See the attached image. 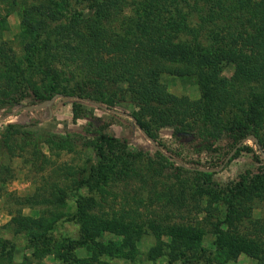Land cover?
<instances>
[{
  "label": "trees",
  "instance_id": "trees-1",
  "mask_svg": "<svg viewBox=\"0 0 264 264\" xmlns=\"http://www.w3.org/2000/svg\"><path fill=\"white\" fill-rule=\"evenodd\" d=\"M6 1L18 7V35L23 48L34 52L31 74L38 77L39 84L15 72L10 47L0 41V79L4 82L0 86V108L5 113H19L22 106L15 107L16 97L10 90L16 89L20 80L30 94V104L43 100L50 103L54 95L71 98L72 105L95 103L100 109L130 104L133 109L128 117L132 124L158 149H154V159H146L143 171L133 164V158H128L122 168L113 170L114 179L144 182L146 178L157 201L160 194L165 196L164 203L158 202L162 217L159 210L151 209L152 197L144 203L140 196L133 197V206L116 209L105 219L90 214L83 203L93 200L83 198L72 200L77 215L64 211L54 217L43 212L31 217L15 211L7 222L13 232H24L31 243L45 244L60 218L80 220L79 239L74 243L62 239L66 248L58 256L62 262L72 257L69 251L79 244L91 245L95 258L116 257L123 250H134V241L142 232L140 225L145 224L155 231V243L145 253L146 258L153 261L165 256L176 262L201 257L200 240L208 226L216 237H223L216 245L224 260H234L241 252L255 257L260 245L254 235L261 226L252 219L251 211L255 200L264 197V167L243 171L219 196L213 191L214 171L196 169L207 167L191 166L166 154L156 131L169 127L173 135L224 139L230 142L231 149L251 135L256 140L254 147L249 148L244 140L226 163L239 151L252 152L254 159L264 162L259 156L264 152V0H86L80 7L70 5V0H0V4ZM126 5L134 7V13L121 14ZM4 20L0 17V29L4 28ZM226 64L233 65L228 76L222 74ZM162 73L195 77L200 98L193 101L169 93L159 81ZM16 76L20 79L16 80ZM230 111L237 118L225 121L223 115ZM72 115L77 118L82 114L73 107ZM39 121L38 117H28L15 126L36 125ZM18 131L16 127L12 130ZM30 137L26 138L33 162L45 167L49 161ZM9 139L0 140L1 145L7 146ZM122 142L103 134L86 140L84 146L90 156L82 167L64 173L70 177L67 188L71 194L66 196L59 183H51L47 187L52 188L49 197L35 193L23 198V204L60 206L65 197L90 187V179L97 185L96 174L110 160L112 148H120ZM120 151L128 156L123 149ZM166 164L174 165L177 174H172L164 194L157 190L156 182ZM101 178L106 183L105 174ZM52 192H58L57 200L51 198ZM219 202L224 205L221 219ZM191 212L195 218L183 219ZM223 224L227 230L221 228ZM247 225L251 230L244 234L242 229ZM104 231L115 239L100 238Z\"/></svg>",
  "mask_w": 264,
  "mask_h": 264
},
{
  "label": "rangeland",
  "instance_id": "rangeland-1",
  "mask_svg": "<svg viewBox=\"0 0 264 264\" xmlns=\"http://www.w3.org/2000/svg\"><path fill=\"white\" fill-rule=\"evenodd\" d=\"M86 0H70L72 6H83ZM17 5L10 1L0 4V17L4 18L5 25L0 29V41H4L10 47L14 64L18 71L22 72L24 77L30 78L36 83L38 77L32 75L33 69V51L23 48V42L18 35L20 31L19 16ZM134 13V7L126 5L121 14L130 15ZM233 70L232 64H226L222 67V74L228 76ZM11 74V73H10ZM16 80L20 79L15 77ZM160 83L165 89L173 95H184L189 100H198L200 98V89L193 76H174L162 73L159 76ZM0 79V86L3 85ZM39 84V83H37ZM25 82L20 80L16 89L10 90L11 95L16 97V108L19 113H5L0 108V140L10 138L7 146L0 143V264H264V197L256 199L251 211L252 219L257 220L261 226L254 238L260 245V250L255 257L248 256L244 252L239 253L234 260L226 261L222 255H218L219 245L223 240L222 236L216 237L210 232L208 226L204 227V234L201 237L200 244L203 248L201 257L191 260L169 261L167 257L160 256L153 261L146 258L145 253L149 247L155 243V231L147 228L145 224L140 225V237L134 241V250H123L116 257L93 256L91 245L79 244L69 252L72 257L69 260L60 261L59 254H63L66 248L63 246V238L70 239L72 243L79 239L80 227L82 222L72 218L70 220L60 218L55 223V228L47 235L45 244L31 243L28 241L24 232L15 233L7 224L10 213L20 211L23 215L37 217L39 213L44 215H60L67 211L75 214V204L72 200L92 199L88 204L84 201L83 206L90 214L96 217L108 218L114 210L121 207L129 208L133 206V197L140 196L142 201H151V209L159 210L158 206L165 200V196H158L157 201L151 193V182L144 178V182L138 179L118 180L114 179L113 170H117L126 164L128 158H133L134 165H137L143 171L146 159H154V148L132 124L128 115L133 107L130 104H116L112 109L97 108L96 104L78 103L72 105L73 100L65 96H56L51 99L49 105L33 109L30 106L41 104H30V94L24 88ZM40 86V85H37ZM48 107V109H47ZM76 107L81 112V117H73L72 109ZM15 110V108H14ZM28 117H38L39 123L36 125H25L23 127L15 126L16 123L25 121ZM235 112H228L223 115L225 121L236 119ZM14 127H8L9 125ZM18 129V133L12 130ZM157 139L163 144L164 152L169 156L182 159L191 166H200L207 168H217L224 157L230 151V142L222 139L220 141L204 140L192 134H171V128L160 127L157 129ZM113 135L115 138L122 140L123 146L112 148L110 160L106 163L105 168H101L97 178V185L90 179L91 186L78 191L73 197H65V201L60 206L53 204H23V198L33 194H41L49 197L51 189L47 187L53 183L60 184V188L70 195L67 186L70 184V177L64 175L65 170H77L82 167L83 161L90 156V150L84 146L85 141L95 138L98 135ZM34 139L39 145L40 151L49 161L45 167L40 168L38 162L30 155L31 147H28L29 141L26 137ZM105 141V138L102 139ZM256 141V140H255ZM39 142V144H38ZM245 143L249 148H253V140L246 139ZM109 145V142H108ZM30 146V145H29ZM120 149H123V156ZM259 156L264 159L261 154ZM176 159V160H177ZM178 161V160H177ZM176 165V164H175ZM264 167L263 161H258L252 157V152L239 151L229 163H225L223 168L214 171L212 176L213 191L222 196L225 186L236 180L237 176L245 170H257ZM112 169V170H108ZM108 178L103 183L101 176ZM174 171V165L166 164L161 169L158 181L156 182L157 190L167 193L165 186L171 180ZM184 175V173L182 174ZM183 177V176H182ZM96 180V178L94 179ZM175 183V181H173ZM103 184V186H102ZM175 186H179L175 185ZM59 194L52 192V199L57 200ZM160 200H162L160 202ZM83 202V201H82ZM160 202V203H158ZM202 204V203H201ZM218 210L221 211L219 219L223 217L224 205L217 203ZM166 210V204H165ZM145 211V210H144ZM159 215L164 216L162 209ZM147 214V211H145ZM195 213L183 215V219L191 220L195 218ZM201 217L202 214H198ZM223 230L226 226L221 225ZM231 230V226L229 227ZM251 227L247 225L242 232H250ZM102 239L114 238L111 233L104 231L99 235ZM252 237L251 235L247 236ZM117 238V237H116ZM164 241L166 237H162ZM118 241L120 238H117ZM133 245V244H132ZM224 261V262H222Z\"/></svg>",
  "mask_w": 264,
  "mask_h": 264
},
{
  "label": "water",
  "instance_id": "water-1",
  "mask_svg": "<svg viewBox=\"0 0 264 264\" xmlns=\"http://www.w3.org/2000/svg\"><path fill=\"white\" fill-rule=\"evenodd\" d=\"M56 97V95L52 96V98ZM51 98V99H52ZM50 99V100H51ZM51 102V101H50ZM46 104H49V102L47 100H44L41 104H38V105H34V106H30L32 107L33 109H37V108H41V107H44ZM246 139H252L254 142H255V139L252 138L251 135H247L245 136L244 138H242L239 142H237L235 144L234 147H232V149L227 153V155L224 157L223 161L221 162V164L217 167V168H196V169H200V170H203V171H218V170H221V168H223L224 164L228 161V159L231 157V155L233 154V152L235 151V149ZM149 140V139H148ZM151 145L153 146V148L155 150L158 149L157 145L153 142V141H150ZM261 156L264 158V152L261 151L260 152ZM172 159V158H171ZM175 160V159H174ZM177 164H179V161L175 160ZM190 169H192L193 167H189Z\"/></svg>",
  "mask_w": 264,
  "mask_h": 264
}]
</instances>
